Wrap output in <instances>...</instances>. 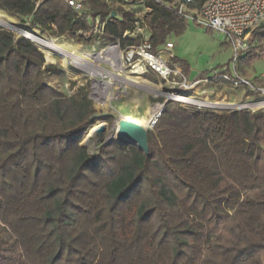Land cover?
Here are the masks:
<instances>
[{"label":"trees","instance_id":"16d2710c","mask_svg":"<svg viewBox=\"0 0 264 264\" xmlns=\"http://www.w3.org/2000/svg\"><path fill=\"white\" fill-rule=\"evenodd\" d=\"M171 1H143L153 49L186 28L164 6ZM0 9L95 41L64 0H0ZM88 9L106 19L103 37L141 42L123 38L134 11L106 0ZM253 33L264 43V24ZM256 59L262 47L241 64ZM62 73L30 40L0 29V264H262L264 111H189L169 100L147 134V155L115 140L89 154L87 133L114 118L90 119L97 110L86 86L66 94L46 82Z\"/></svg>","mask_w":264,"mask_h":264},{"label":"built area","instance_id":"2783aa9c","mask_svg":"<svg viewBox=\"0 0 264 264\" xmlns=\"http://www.w3.org/2000/svg\"><path fill=\"white\" fill-rule=\"evenodd\" d=\"M41 1L34 0L35 7ZM64 1L72 8L77 18L89 23L90 29L84 34H91L95 39L102 36L106 19L103 20L99 15L93 16L91 14L88 9L90 0ZM143 1L141 0L138 3ZM163 4L183 21L204 27L215 36H221L227 40L233 54L231 70H235V64L239 56L250 50L253 31L264 24V0H204L200 5L196 4V0H173ZM147 11L149 10L147 9ZM137 23V17H135L130 29L124 32L123 38L127 36L129 31H132L133 26ZM33 34L36 35V38L40 37L36 33ZM31 42L41 50L40 46L42 45L37 41L33 42L31 40ZM172 48L173 43L167 41L163 46L153 49L147 38L143 41L141 40L138 44L124 47H121L118 41H112L105 49L94 54L77 55L69 52L71 55L82 59L84 63L90 64L93 70L89 71L91 67L87 69L85 64L74 62L67 57V59L71 60L72 67L77 70L75 75L78 74V71L83 70L92 76L90 85L74 84L73 89L68 91V93L71 94L79 86H86L94 106H102L108 98H114L129 84L123 76L128 70L130 73L139 75L152 73L166 81L171 87V91L162 92L164 99L155 105V107L159 106V110L156 115L150 116L149 126L151 129L159 117L163 102L167 100L175 101L184 108L192 107L193 110L191 111H211L216 113L217 110H221V113L231 111L257 113L264 111L263 87L254 86L250 81L239 75L216 71L201 78L189 79L181 67L171 60L173 58ZM41 51L43 52V50ZM45 52L47 51L45 50ZM97 55L104 56V60H98L96 58ZM119 78L123 80H119ZM216 80H225L234 86L245 85L248 87L249 93L241 101H211L193 98L188 95V91H192L201 82L211 83ZM100 83H105V85L103 86ZM262 264H264V254L262 256Z\"/></svg>","mask_w":264,"mask_h":264},{"label":"rangeland","instance_id":"374dc122","mask_svg":"<svg viewBox=\"0 0 264 264\" xmlns=\"http://www.w3.org/2000/svg\"><path fill=\"white\" fill-rule=\"evenodd\" d=\"M106 1L112 10L121 6L128 10L134 11L138 23L133 26V37L142 41L147 39L148 30L144 26L143 21L149 11H147L143 2L138 3L133 2L132 0ZM0 19L8 22L11 21L10 23L12 24L24 26L33 33L50 40L58 47L77 55L94 54L102 49H105L106 46L112 42L103 36H99V38L97 37L95 41L91 43H77L70 37L55 35L52 28H32L28 25V18L10 15L1 9ZM0 29L7 28L0 25ZM185 29L186 30L180 34L171 33L169 35V40L172 41L176 46L174 52L176 57L171 58V60L177 63L178 61L182 60L185 64H187L188 69H192L191 76L193 78L195 76H197L196 78H201L208 73H213V71L220 70L221 65L231 59L230 51L223 43V38L221 36H215L204 27L196 26L195 24H187ZM14 34L19 36L17 33ZM40 48L44 52L45 64L52 63L60 67L63 72L60 77H58L59 75L48 74L46 76V82L65 92L66 94H69L68 91L73 89L74 86H71L72 82L75 84L81 83L83 85H90L92 76L83 70L78 71V74L75 75L77 70L72 67L70 59H65L64 62L62 61L63 59L57 55L49 56L48 53L45 52V50H47L46 47L40 46ZM52 52L56 53V51ZM230 64L232 65L231 62ZM254 69V67L253 69H247V72L250 73V76H252L253 73H258L259 76L264 74V69L257 71V68L255 70ZM148 74L150 75L145 76L136 73L133 74L127 70L123 76L126 79L133 81L134 84H127L126 88L122 92H119L112 99L108 98L104 105L95 106L97 112L108 111L115 113L117 118L114 119L112 123L101 121L95 125L96 127L100 126L101 124L105 126L104 132L101 135L95 131V126V128L93 127L90 129L81 142V145L87 149L89 154L94 153L98 149L99 145L115 138L118 121L120 119L133 121L143 127L144 125H150L149 120L152 111L157 108L155 105L162 102L158 101L157 99L161 98L162 100L164 98L162 95H160V93L149 91L148 88L164 92L171 91V87L160 77L152 73ZM232 74L239 75L238 71H235L234 69L232 70ZM230 92L231 93H228L226 90H223L220 87H214L210 85V83L201 82L195 88H193L192 91H188V95L193 98L208 99L211 101H241L245 98L241 96V94H238L237 91ZM226 93H228L227 96H224ZM230 95H232V98H230ZM186 109L189 111L193 110L192 107H188ZM220 111L221 110H217V113H221Z\"/></svg>","mask_w":264,"mask_h":264},{"label":"water","instance_id":"95a60500","mask_svg":"<svg viewBox=\"0 0 264 264\" xmlns=\"http://www.w3.org/2000/svg\"><path fill=\"white\" fill-rule=\"evenodd\" d=\"M111 15L116 16L115 11H112ZM5 28H7L9 31H11L13 33H17L19 36L25 37L26 39H28L30 41L32 39L26 33L31 34L32 36L36 37V35L33 34V32L32 33L27 32V28L24 26H21V25L10 23ZM164 92H168V91H164ZM160 95L164 96V94L162 92H160ZM167 101L163 102L162 107L164 106V104ZM161 111H162V109L160 110V113H161ZM160 113H159V115H160ZM107 116H112L114 119L117 118V115L115 113H111L108 111H101V112H95L91 116L90 119H102V118L107 117ZM104 129H105V126L103 124H101L100 126H97L95 128V131H97L101 135L104 132ZM150 130H151L150 126L145 128V127L141 126L140 124H137L133 121H130L127 119H120L118 121L116 136L114 139H111V140H115L119 144L127 146V147L134 146V147L138 148L140 151H142L144 155H147L149 153V147H148V143H147V134ZM111 140L106 141L104 144H106L107 142H109Z\"/></svg>","mask_w":264,"mask_h":264},{"label":"crops","instance_id":"0c3cea01","mask_svg":"<svg viewBox=\"0 0 264 264\" xmlns=\"http://www.w3.org/2000/svg\"><path fill=\"white\" fill-rule=\"evenodd\" d=\"M184 23H185V25H187V24H192V25H194L192 22H185V21H183ZM186 30V29H185ZM133 34H134V32H133V29H132V31L130 32L129 31V33H127V36L125 37L126 39H133L134 37H133ZM131 35V36H130ZM149 36H150V32L148 31V34H147V38H149ZM223 38V37H222ZM167 41H169V42H172V41H170L169 40V36L167 37V39H166V41L165 42H167ZM164 42V43H165ZM164 43L163 44H161V45H159V47H161V46H163L164 45ZM173 43V42H172ZM223 43L228 47V50L230 51V56H231V58H232V49H231V47H230V45H229V43H228V41L227 40H225L224 38H223ZM264 45H263V43L260 41V40H258L257 38H255L254 37V33H253V35H252V39H251V48H250V50L248 51V52H250V51H252V50H259L261 47L264 49V47H263ZM175 48H176V46H175V44L173 43V48H172V54H173V58L174 57H176L175 56ZM248 52H246V53H244V54H242L241 56H239V58L237 59V61H236V66H235V71H238V73H239V76H241L242 78L244 77L246 80L248 79V80H251L250 82H251V84H253L254 86H256L257 85V82L259 81V80H264V74H262L261 76H259L258 75V73H253L252 74V76H250V73H248L247 72V69H253V67L256 69V71L257 70H260V69H264V59H256L255 61H253L251 64H250V66H245V65H242L241 64V59L248 53ZM230 62H231V59L229 60V61H227V62H225V63H223V65H221V67H220V70H217L216 72H224L225 70H226V68H228L229 69V67H230V69H229V72L232 74V70H231V64H230ZM175 63H177V62H175ZM180 67H181V64L178 62L177 63ZM243 68H245V69H243ZM181 69H182V67H181ZM254 69V70H255ZM191 70L192 69H188V74H186V76L188 77V78H190V79H193V77L191 76L192 75V73H191ZM214 72V71H213ZM209 74H211V73H208V74H206V75H209ZM199 76V75H198ZM197 76H195L194 78H196ZM210 85H212V86H214V87H220V88H222L223 90H226V92H228V93H231L230 91H237L238 92V94H241V96H243V97H246V95L248 94V87L247 86H245V85H241V86H234V85H232V84H230V83H227V82H220L219 84H213L212 82L210 83ZM228 93H226L224 96H227V94ZM230 98H232V95H230ZM242 98V97H241ZM245 99V98H244Z\"/></svg>","mask_w":264,"mask_h":264},{"label":"bare ground","instance_id":"6f19581e","mask_svg":"<svg viewBox=\"0 0 264 264\" xmlns=\"http://www.w3.org/2000/svg\"><path fill=\"white\" fill-rule=\"evenodd\" d=\"M10 22H11V21H10ZM10 22H8V21H4V20H1V19H0V25H1V26H4V27H7V26L10 24ZM11 24H12V23H11ZM27 32H31V33H32V31H30L29 29H27ZM26 34L29 35V36L31 37V39H32L33 42H34V41H37L40 45L46 47V48H47L46 51H47V53H48L49 56H50V55H57V56H59L60 58H62V59H63L62 61H64V62H65V59H67V57H69V58H70L72 61H74V62L85 64L86 67H87V69H88L89 67H91L90 64H88V63H86V62L84 63L83 60L80 59L79 57L73 56V55H71L69 52L63 51L61 48L58 49V47H57L54 43H52L50 40H48V39H46V38H44V37H42V36L36 38V37L32 36L31 34H28V33H26ZM51 48H53L52 50H53V51H56V53L52 52V50H50ZM60 50H61V51H60ZM109 51H110V49H109ZM96 58H97L98 60H99V59L104 60V56H101V55H97ZM89 65H90V66H89ZM92 70H93V67H91V69H90L89 71H92ZM119 80H123V79H120V78H119ZM125 81L128 82L129 84H134L133 81H131V80H129V79H126ZM100 84L103 85V86L105 85V83H100ZM148 90H149V91H152V92H158V93H160V91H157V90L152 89V88H148ZM158 110H159V106H157V108H155V109L152 111L151 116H152V115H156L157 112H158ZM149 122H150V121H149ZM144 127L147 128V127H149V125H148V126H147V125H144Z\"/></svg>","mask_w":264,"mask_h":264}]
</instances>
